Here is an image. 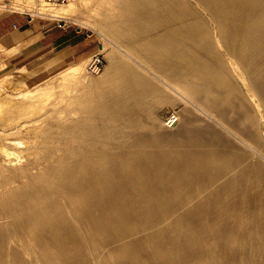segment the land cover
Wrapping results in <instances>:
<instances>
[{"label":"bare ground","instance_id":"obj_1","mask_svg":"<svg viewBox=\"0 0 264 264\" xmlns=\"http://www.w3.org/2000/svg\"><path fill=\"white\" fill-rule=\"evenodd\" d=\"M25 1L10 9L98 34L108 66L93 78L83 57L61 71L50 111L27 102L29 92L1 103L0 264H115L103 246L130 222L154 230L125 246L120 264H135L140 246L166 244L170 214L190 226V246L169 250L170 264L189 259L204 243L199 231L223 218L205 255L227 247L221 264H264V0ZM169 106L181 107L173 130L156 117ZM40 108L70 143L20 190L22 155L37 159L50 138L37 143L45 119L18 117Z\"/></svg>","mask_w":264,"mask_h":264},{"label":"rangeland","instance_id":"obj_2","mask_svg":"<svg viewBox=\"0 0 264 264\" xmlns=\"http://www.w3.org/2000/svg\"><path fill=\"white\" fill-rule=\"evenodd\" d=\"M11 1L12 0H0V7L3 6L2 9H5L2 10L0 8V105L2 102L5 103V98H12V100L14 99V101L18 103L24 99V96H22V94L24 92H29V96L31 95V98L30 100L26 99L27 102L36 103V105H38L39 103L40 105H43L44 103L46 105L47 111H50L52 108L51 103H61L58 98L55 99V97L60 94L57 87L59 85L58 79L60 77V73H64L67 68L77 64V62L83 56H85L84 58L86 72V67L91 57L94 55H101L104 60V67L102 72L94 76L86 72V75L93 78H99L103 74L105 70L104 68L108 66V62L105 58L106 53L99 52V49H101V46L103 44V40L98 34L92 32L91 30L80 28L70 22H58L57 20H50L42 17H31L30 20L25 16L26 13H21L18 11V13L12 12L15 9H10L9 4H11ZM21 1L24 2L22 4L27 6V1ZM116 1L121 2L123 0ZM13 2L14 0L12 1L13 5L17 4V6H19L20 4H18L16 0V3ZM66 5H63L62 7ZM116 6L119 7L118 4H116ZM26 8L23 9L25 11H29L31 9L34 10L36 6L33 7L34 9H29V7L26 10ZM13 25H16L19 29L17 31L13 30ZM115 29L120 33L125 32L124 27L120 25ZM26 31L29 32L24 33ZM27 39H30V41L24 43L23 40ZM123 41L127 42L128 39L124 38ZM69 44L73 45V47L70 48ZM83 47H85V50L89 52L87 55L81 56L80 52L79 54H72L73 50L81 49ZM83 50L84 49H82V51ZM142 72L145 74L144 71ZM80 88V85L76 83L73 84V86L69 88L71 95L76 96L77 94H79L78 89ZM46 91L48 94L46 93ZM66 94L68 95L69 93H65V95ZM20 97L21 99H19ZM63 103H66V101H64ZM40 109H36V111L34 112L35 114L33 115L31 113V111H33L32 109L26 111L24 110V112L21 114L22 117H18V121L22 124L24 123L26 126H30L29 124H32V121H37L39 123L41 120L45 119L48 124L47 131L40 134L37 143L39 142L38 144H42L44 142L43 137L45 136L47 138H50V140L48 139L46 143H43V152L38 154L37 159L29 157L27 155H22L24 156V158H22V165H24L27 170L25 172V180L22 181V179L15 177V181L20 190L23 189L22 182H31L32 180H34V176L39 174L42 169L50 167L48 163L49 161L51 162V160H54V158H59L58 156L64 157L66 146H68L70 143V141L64 139L67 137V134L57 135L50 132V128L54 123V120L51 119L50 114L42 116L44 110ZM180 109L181 107L179 106L165 107L163 109H160L161 111L159 110L156 112V117L161 122V125H163L164 128H171L173 130L178 124L177 118L179 116ZM0 110L1 117V113H3L5 108L3 109V106L1 105ZM37 112L40 113L38 114ZM60 118L61 116L57 117L56 119L60 120ZM170 119H175V122L173 124H168V121ZM24 133L25 132L23 131V134ZM52 137H54V139ZM13 138L18 139L17 136H11V139ZM55 138H63V140L56 142ZM58 148H60V150L56 152ZM10 150H12V152L14 151L15 153L19 151L16 147H11ZM60 151H62L64 155L60 153ZM10 158L15 159L16 156L10 155ZM43 160L47 161V163L43 164ZM8 186V181L7 183L6 181H3V188H7ZM174 218V214L168 215V217L165 218V225H162V227H165V230L168 233V238L166 240V244L160 246L162 247L161 251L159 253L153 252L149 247L142 245L139 247L140 250L137 254V261L135 264H155V260H157L160 264H170L167 258L169 250L176 248L179 250V252H181L190 246V240L188 238V231L190 226L188 222L183 221L182 224H177L175 223ZM227 223H229V220L223 218L220 223L217 224L215 222H211V225L206 227L207 229L199 231L198 236L204 243H201L202 245H199V247L197 248L198 251H195L189 259H187L186 257L184 258V256H180L181 263H223L222 261L224 259V253L227 247H225L226 249L224 250H214L215 255L213 256L205 255V250L207 249V247L211 246L210 238L213 236V234H215V224L216 226H220V228H223V226ZM152 231L154 230L148 227L147 229L143 228V224L139 225L138 223L131 222L125 223L116 238L112 240H106L105 245L103 246V252L105 254H110L109 260L112 263H123L129 256L127 250L125 249V246L129 244L139 245L141 239L146 235L152 233ZM90 249L91 245L81 247L82 258H85L86 262H89V260H91L89 257ZM197 254H200L201 256H196ZM89 264L91 263L89 262Z\"/></svg>","mask_w":264,"mask_h":264},{"label":"built area","instance_id":"obj_3","mask_svg":"<svg viewBox=\"0 0 264 264\" xmlns=\"http://www.w3.org/2000/svg\"><path fill=\"white\" fill-rule=\"evenodd\" d=\"M32 3L36 5H46V6H54L59 7L68 4L70 0H29ZM9 6V5H8ZM1 9L3 6L0 7ZM8 8V7H7ZM5 10V9H2ZM12 12L18 13L16 10H13ZM26 17L29 18V15L25 14ZM31 20V19H30ZM19 28L16 25H13V30L17 31ZM104 67V60L101 55H94L91 57L89 63L86 67V72L90 75H98L102 72ZM175 119H170L168 121V124H173Z\"/></svg>","mask_w":264,"mask_h":264},{"label":"crops","instance_id":"obj_4","mask_svg":"<svg viewBox=\"0 0 264 264\" xmlns=\"http://www.w3.org/2000/svg\"><path fill=\"white\" fill-rule=\"evenodd\" d=\"M29 31H26V32H24V33H28ZM24 41V43L25 42H28V41H30V39H27V40H23ZM69 47L70 48H72L73 47V45H71V44H69ZM82 49H84L83 51H82ZM79 52H80V54H81V56H83V55H87L89 52L88 51H86L85 50V47H83V48H81V49H77V50H73V55H75V54H79ZM83 57H85V56H83ZM83 57H81V58H83Z\"/></svg>","mask_w":264,"mask_h":264}]
</instances>
